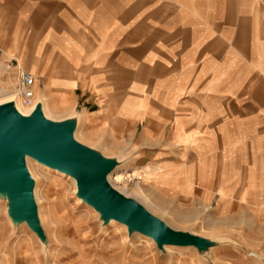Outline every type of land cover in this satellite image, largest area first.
Wrapping results in <instances>:
<instances>
[{
	"label": "crops",
	"instance_id": "0c3cea01",
	"mask_svg": "<svg viewBox=\"0 0 264 264\" xmlns=\"http://www.w3.org/2000/svg\"><path fill=\"white\" fill-rule=\"evenodd\" d=\"M13 61L84 141L160 169L163 212L260 202L264 0H0Z\"/></svg>",
	"mask_w": 264,
	"mask_h": 264
},
{
	"label": "rangeland",
	"instance_id": "374dc122",
	"mask_svg": "<svg viewBox=\"0 0 264 264\" xmlns=\"http://www.w3.org/2000/svg\"><path fill=\"white\" fill-rule=\"evenodd\" d=\"M7 67L0 76L8 77V81L0 88L8 86L11 79L17 86L14 61ZM42 102L46 115V107L54 113L48 117L65 118L47 100ZM79 127L75 138L87 143ZM101 150L112 156L109 150ZM120 158L122 163L108 175L110 184L137 199L172 228L195 234L206 245H161L136 230L130 231L122 222H105L91 205L78 203L81 198L72 176L44 164L40 166L36 159L28 157L26 163L35 175L30 169L46 243L26 222L15 227L6 202L0 199V228L5 233V239H0V264H264V189L258 203L231 204L225 211L219 210L217 204H180L176 213L170 214L162 211L160 169L144 167L136 155Z\"/></svg>",
	"mask_w": 264,
	"mask_h": 264
},
{
	"label": "water",
	"instance_id": "95a60500",
	"mask_svg": "<svg viewBox=\"0 0 264 264\" xmlns=\"http://www.w3.org/2000/svg\"><path fill=\"white\" fill-rule=\"evenodd\" d=\"M39 100L29 115H22L14 103L0 105V199L14 226L26 222L42 242L46 237L39 223L34 180L28 157L76 179L77 194L101 214L105 222L114 219L156 240L159 244L203 247L206 241L190 232L176 230L151 213L137 199L126 196L108 181V175L122 163L121 155L107 156L75 138L80 116L47 118Z\"/></svg>",
	"mask_w": 264,
	"mask_h": 264
},
{
	"label": "bare ground",
	"instance_id": "6f19581e",
	"mask_svg": "<svg viewBox=\"0 0 264 264\" xmlns=\"http://www.w3.org/2000/svg\"><path fill=\"white\" fill-rule=\"evenodd\" d=\"M14 87L11 89V87H4V88H0V105L1 104H4V103H9V102H12L14 103L15 107L17 108V110L24 116H27L29 115L30 111H31V108L26 106L21 98V96L18 94V87L16 86V82H15V85H13ZM17 89H16V88ZM43 94V93H42ZM18 96L20 98H18ZM41 97H43V95H40ZM46 96V95H45ZM42 99V98H41ZM45 101L47 100L46 97L44 99ZM43 101V100H42ZM44 101V102H45ZM46 103V102H45ZM44 106V105H43ZM46 111H47V115L51 116L52 114H54L50 108L46 107ZM43 113H44V116L47 117V118H50L46 115L45 113V109L43 107ZM53 116V115H52ZM76 133V132H75ZM28 159V158H27ZM29 163H30V160H29ZM38 165L40 166H44L38 162H36ZM30 165V164H29ZM29 169V167H28ZM31 171H32V168L30 167ZM29 169V171H30ZM33 173V171H32ZM34 175V173H33ZM35 176V175H34ZM71 179H73V181L75 182L76 184V188H77V182H76V179L73 178V177H70ZM37 196V189L35 188L34 190V196ZM38 199V198H37ZM35 200H36V197H35ZM83 200L82 199H79L78 200V203H81ZM12 224V223H11ZM113 224H116V222H114ZM12 227V226H11ZM171 248H174V247H169V250Z\"/></svg>",
	"mask_w": 264,
	"mask_h": 264
},
{
	"label": "built area",
	"instance_id": "2783aa9c",
	"mask_svg": "<svg viewBox=\"0 0 264 264\" xmlns=\"http://www.w3.org/2000/svg\"><path fill=\"white\" fill-rule=\"evenodd\" d=\"M36 78L29 71L21 70L18 75V94L21 96L24 104L32 108L36 105L35 95Z\"/></svg>",
	"mask_w": 264,
	"mask_h": 264
}]
</instances>
